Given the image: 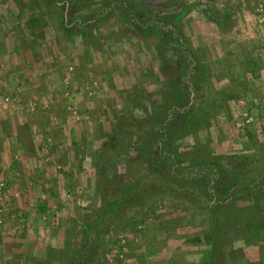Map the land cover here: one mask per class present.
I'll return each mask as SVG.
<instances>
[{"label":"rangeland","instance_id":"1","mask_svg":"<svg viewBox=\"0 0 264 264\" xmlns=\"http://www.w3.org/2000/svg\"><path fill=\"white\" fill-rule=\"evenodd\" d=\"M259 218L264 0H0V264H264Z\"/></svg>","mask_w":264,"mask_h":264},{"label":"trees","instance_id":"2","mask_svg":"<svg viewBox=\"0 0 264 264\" xmlns=\"http://www.w3.org/2000/svg\"><path fill=\"white\" fill-rule=\"evenodd\" d=\"M180 46L183 47L182 44ZM180 50L182 52L181 57L185 56L184 58H186L187 60L189 58V64L191 65V58H190L189 54L185 53V51H183V49H181V47H180ZM189 64H187V65H189ZM196 67H197V65H195V67H193V68H196ZM186 71L190 72L188 68H186ZM176 93H177L176 94V102H179L181 105L184 104L186 102V100L184 99V95L182 93V89L180 91L176 92ZM174 98H175V96H174ZM172 101H174V100H172ZM191 107L192 106H190V107L188 106L187 109L185 110V112H187L186 116L188 115L189 111H191ZM159 110L160 111L157 112L159 117H160L159 119L162 120V119H164L166 117L165 120L162 121V123L160 125H158L157 127H155L156 125H153L149 129V131L147 132L146 137L141 141L142 143L139 142L138 145L141 148L142 153L145 156V159L147 158V160L149 161V167L151 169H153V170H157L158 169L159 170L160 167H163V169H164L163 172H164L165 175L166 174L167 175H169V174L170 175L171 174L174 175V173H173V172H175L174 171V166L177 164L178 160L179 161H181V160L183 161V160L186 159V160L190 161L191 163L194 160H196V161L198 160L197 158L193 157L192 152L189 153V154L184 153V156L182 158H179V156H177V155L175 157V155H174V154H176L175 150H176V147H177V146H175V138H177V136L181 135L182 133L183 134L188 133L189 132L188 129L191 128V125H193V123H192V121L189 120L191 117L188 115V117H186V118H188L189 123L187 122L186 119H183L180 122V129H179V127L177 126L178 122L176 124H174V123H170L167 120V115L169 114L170 109L166 110V106L163 105V106L160 107ZM166 120L168 122L166 124H164V122ZM164 127H167L166 131H163ZM172 127H174V128L172 130V136L170 135V138H169L170 142L167 143L166 147L161 146L159 149L156 148L155 149L156 151L152 152V144L151 143L154 140H156L158 137L164 138L163 135L165 136V134H163V133H166L167 135H169V131L168 130H169V128L171 129ZM185 128H187V129H185ZM161 129H163V130L161 131ZM165 150L167 151V153H165L166 152ZM161 153H163V155ZM158 154H160V155H158ZM207 167H208V171H211L213 173V176L209 179V181L211 182L212 179H215V175L218 174L216 172V169H217L216 167L217 166L215 167L214 165L211 166V164L210 165L208 164ZM166 168L168 170H166ZM184 172L185 171H181L182 177H185ZM176 175H177V171H176V174L174 176H176ZM252 184L255 187H257V188L261 186V185H259L256 182H252ZM126 197H127V193H125L124 190H123L121 196L117 199V201H114L113 203L108 204V205L105 206L106 210L118 207L121 204V202L124 199H126ZM103 212H105V209H103ZM217 220L218 219L216 218L215 215H213L211 217V219H210V223H212V227L205 234L206 235V239L209 241V243L211 242L210 241V237H213V231L212 230H214V225L216 224ZM259 220L260 221L245 220L243 224H244V227H245L246 231L248 233H251V234L257 235V236L263 235L264 234V218H259ZM208 258H209L208 262L210 263L211 254H210V256Z\"/></svg>","mask_w":264,"mask_h":264},{"label":"crops","instance_id":"3","mask_svg":"<svg viewBox=\"0 0 264 264\" xmlns=\"http://www.w3.org/2000/svg\"><path fill=\"white\" fill-rule=\"evenodd\" d=\"M260 55H261V53H260Z\"/></svg>","mask_w":264,"mask_h":264}]
</instances>
